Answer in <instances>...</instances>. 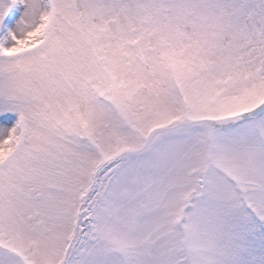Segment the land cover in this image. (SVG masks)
I'll list each match as a JSON object with an SVG mask.
<instances>
[{"label": "snow or ice", "instance_id": "obj_1", "mask_svg": "<svg viewBox=\"0 0 264 264\" xmlns=\"http://www.w3.org/2000/svg\"><path fill=\"white\" fill-rule=\"evenodd\" d=\"M0 264H264V0H0Z\"/></svg>", "mask_w": 264, "mask_h": 264}]
</instances>
